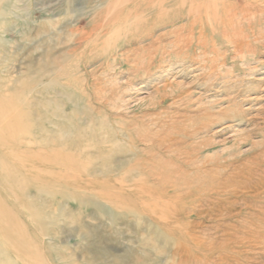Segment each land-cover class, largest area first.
Instances as JSON below:
<instances>
[{"label":"rangeland","instance_id":"obj_1","mask_svg":"<svg viewBox=\"0 0 264 264\" xmlns=\"http://www.w3.org/2000/svg\"><path fill=\"white\" fill-rule=\"evenodd\" d=\"M204 1L0 0V264H264V0Z\"/></svg>","mask_w":264,"mask_h":264},{"label":"bare ground","instance_id":"obj_2","mask_svg":"<svg viewBox=\"0 0 264 264\" xmlns=\"http://www.w3.org/2000/svg\"><path fill=\"white\" fill-rule=\"evenodd\" d=\"M174 1V0H173ZM201 1V0H200ZM219 0H205L203 2L202 5L204 6H211L213 9H215V11H213V14L214 15H218L219 12H221L220 10H218L217 7H219V5H221L222 7L225 6V7H229V10H223L221 9L224 13L222 17V20L220 21V23L223 25H226V26H230L231 23H235V24H239L242 25L243 21L244 20H248L250 19V16L252 15L251 13L243 10V11H240L238 12L234 7L235 5L233 3H230V1H226L225 0H221L223 1L222 4H220L218 2ZM207 2L209 3V5L207 4ZM169 3V2H168ZM111 4V3H110ZM201 4V3H200ZM139 5V4H138ZM166 5V4H165ZM197 6V5H196ZM154 7V6H153ZM172 7V6H171ZM188 7V6H187ZM131 8V7H130ZM135 8V7H134ZM182 8V7H181ZM203 9V8H202ZM201 7L199 8V12L202 10ZM127 10V9H126ZM204 10H208L207 8H204ZM236 10V11H235ZM239 10V9H238ZM251 10V9H250ZM128 11V10H127ZM177 11V10H176ZM191 11V10H190ZM120 12V11H119ZM175 12V11H174ZM179 12V11H178ZM189 12V11H188ZM208 12V11H206ZM97 13V12H95ZM177 13V12H176ZM220 14V13H219ZM172 15V14H171ZM178 15V14H177ZM213 15V16H214ZM184 16V15H183ZM193 17V16H192ZM135 18V17H134ZM174 18V17H173ZM181 18V17H180ZM208 18V17H207ZM220 18V17H219ZM218 18V19H219ZM120 19V18H119ZM170 19V17H169ZM182 19V18H181ZM165 21V20H164ZM104 22V21H103ZM167 22V21H166ZM183 22V21H182ZM107 23V22H106ZM199 23H203V22H199ZM201 27L200 29L202 30H205V25L203 24H200ZM128 26V25H127ZM211 25H209V27H211ZM249 26V25H248ZM109 27V26H108ZM188 27V26H187ZM186 27V28H187ZM247 27V26H246ZM223 28V27H222ZM221 28V29H222ZM202 30H200V32H202ZM213 31V30H211ZM241 31V30H240ZM240 31H238L236 34H231L229 37L226 38L225 42H227L228 44H230L232 46V52L234 54H241L242 58L246 57L247 55L253 53L255 50H254V46L248 44L247 42L243 41L242 38L240 39ZM200 32H195V29L194 31H191V32H188V36L185 35V38L182 40V43L185 44V46H188V49H194L195 50H198L199 51V54L201 55H206L207 53H209V49L207 46H205V44L203 43L202 41V37L200 36ZM89 33V32H88ZM120 33V32H119ZM203 33V32H202ZM235 33V32H234ZM187 34V33H185ZM198 34V37H196V35ZM123 35V34H122ZM205 35V34H204ZM210 36V35H209ZM94 37V36H93ZM196 37V38H195ZM93 39V38H92ZM96 39V38H95ZM91 40V38H90ZM164 41V40H163ZM91 42V41H90ZM212 43V42H211ZM212 53V52H211ZM219 54V53H218ZM204 61V60H203ZM17 111V110H16ZM206 119V118H205ZM73 125V124H72ZM17 127V126H16ZM48 128V127H47ZM30 129V128H28ZM34 133V132H33ZM32 133V134H33ZM37 133V132H36ZM17 136V135H16ZM36 154V153H35ZM40 154V153H39ZM164 183V182H163Z\"/></svg>","mask_w":264,"mask_h":264}]
</instances>
